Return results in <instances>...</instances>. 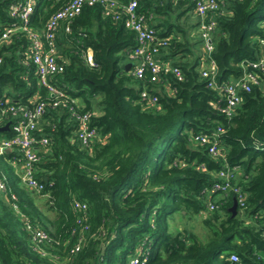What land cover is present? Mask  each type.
Listing matches in <instances>:
<instances>
[{"label": "trees", "instance_id": "trees-1", "mask_svg": "<svg viewBox=\"0 0 264 264\" xmlns=\"http://www.w3.org/2000/svg\"><path fill=\"white\" fill-rule=\"evenodd\" d=\"M18 1L0 0V34L15 22L8 10ZM71 1L36 0L29 26L41 34ZM223 3L214 15L211 54L218 85L239 79L242 64L250 71L247 64L259 58L258 39L264 37V0ZM105 11L101 4H85L70 31L60 24L56 46L65 65L51 80L63 95L57 106L38 85L25 34L0 45V97L31 107L37 96L45 104L34 136L49 144L38 147L34 176L54 215H45L36 193L21 183L22 155L0 151V182L7 186L5 194L0 191V264H128L141 245L145 264H232L231 255L243 264H264V72L227 118L222 93L200 75L202 53L193 48L201 42L183 28L186 12L194 13L191 1H139L150 28L168 39L160 60L183 75L178 80L169 73L158 83L150 81L149 71L138 80L125 70L136 36L126 28L124 13L118 10L114 18ZM144 88L157 97L155 106L140 100ZM85 113L97 133L88 146L76 136L75 117ZM218 129L221 157H212L207 144L193 139ZM10 136V128L0 131V140ZM225 167L238 169L232 184L246 196L234 215L232 191L210 193L215 173ZM74 202L86 203L85 220L72 209ZM174 215L186 223L199 218L204 239L186 224L172 232ZM81 230L84 241L72 252ZM36 231L48 238L33 240Z\"/></svg>", "mask_w": 264, "mask_h": 264}, {"label": "built area", "instance_id": "built-area-1", "mask_svg": "<svg viewBox=\"0 0 264 264\" xmlns=\"http://www.w3.org/2000/svg\"><path fill=\"white\" fill-rule=\"evenodd\" d=\"M140 0H128V3L121 5L118 0H72L63 9L56 12L46 23L41 34L31 29L29 26L30 19L34 11L36 0H19L11 3L8 14L14 20L10 26L6 27L0 34V45L7 42L17 33H24L28 42L27 55L30 63L34 67L35 74L38 77V85L47 90L50 97L54 100L53 106H57L62 98V92L51 84V80L57 74L64 70L65 62H62V57L59 55L58 47L56 46V36L61 23H66L65 31H70L69 24L81 12L85 4H101L105 7V14H114L117 17V11L126 15L125 26L132 31L136 36L135 48L128 52L126 57L128 64H131L130 72L132 77L138 80L144 79L145 71H149L152 83L163 81V76L171 74L178 80H181L183 75L174 67L171 62H162L160 55L167 47V38H158L155 30L150 28L147 19L138 12ZM194 5V16L197 18L198 36L201 42L202 57L199 66L200 75L207 82V87L214 88L222 93L225 102L222 113L231 118L236 108L242 101L241 94L249 92L252 85L260 83L259 72H264V37L258 39L260 50L259 58L248 65L242 64L243 73L241 77L235 81L218 85L216 82L217 66L211 58L214 50L213 34L216 26L214 15L224 8L223 0H188ZM60 60V61H59ZM86 61L93 65L90 54L86 55ZM140 100L145 106L152 107L156 105L157 97L151 95L146 88L139 93ZM37 96H34L31 101L34 105H11L8 104V99L0 97V128L5 124H9L11 136L0 140V151L7 152L11 150L18 151L23 158L21 166V183L29 190L37 195L47 198V194H42L44 185L36 180L35 165L39 161L38 147H47L49 140L46 137L36 138L35 131L37 124L44 112V103H37ZM74 113V112H73ZM74 116V114H73ZM78 121V130L76 132L77 140L82 146H88L94 139L97 138V133L94 129L89 128L88 120L89 113H85L75 117ZM221 129L213 133L211 136L194 137V142L197 144H207L208 153L212 157H221L219 134ZM261 151L264 148H260ZM238 176V169L225 167L215 173L216 182L212 186L210 193L229 192L232 191L235 195L236 203L239 207L245 206V194L239 187H236L232 182ZM0 191L5 194L7 186L0 182ZM15 208V206H13ZM72 209L83 215L81 220H85V211L87 205L85 202H74ZM207 209L212 211L214 205L207 204ZM81 230L78 240L72 252L79 251L86 231ZM47 235L42 231L33 233V240L39 242L45 241ZM137 254H134L128 264H145L146 256L143 251V245L137 247ZM229 261L232 264H243L236 255H231Z\"/></svg>", "mask_w": 264, "mask_h": 264}, {"label": "crops", "instance_id": "crops-1", "mask_svg": "<svg viewBox=\"0 0 264 264\" xmlns=\"http://www.w3.org/2000/svg\"><path fill=\"white\" fill-rule=\"evenodd\" d=\"M185 17H186V22L183 25L185 33H187V34H189L191 36L192 41H199L200 42V38L198 36V30H197V18L194 16V13L191 12V11L190 12H186ZM183 19L184 18H182L181 21ZM201 48L202 47H201V45L199 43L198 45L194 46L193 50L197 51V52L201 51V53H202V49ZM36 197H37V205H38V207L44 212L45 215L49 216L50 218H53L54 217L53 213L51 211L47 210V208L45 206L46 198H44L42 196H38L37 194H36Z\"/></svg>", "mask_w": 264, "mask_h": 264}, {"label": "rangeland", "instance_id": "rangeland-1", "mask_svg": "<svg viewBox=\"0 0 264 264\" xmlns=\"http://www.w3.org/2000/svg\"><path fill=\"white\" fill-rule=\"evenodd\" d=\"M200 219H193L190 222H185V220H181V218L178 217V215H174L172 219H169V229L172 232H176L178 230H181L184 225H188V229L194 232L199 238L204 239L205 236V230L202 228L200 224Z\"/></svg>", "mask_w": 264, "mask_h": 264}, {"label": "water", "instance_id": "water-1", "mask_svg": "<svg viewBox=\"0 0 264 264\" xmlns=\"http://www.w3.org/2000/svg\"><path fill=\"white\" fill-rule=\"evenodd\" d=\"M131 67V64H127L125 67V70L128 71ZM9 129V124H5L3 127L0 128V131H7ZM237 203L234 200L233 206L230 208V211L233 213V215L236 213Z\"/></svg>", "mask_w": 264, "mask_h": 264}, {"label": "bare ground", "instance_id": "bare-ground-1", "mask_svg": "<svg viewBox=\"0 0 264 264\" xmlns=\"http://www.w3.org/2000/svg\"><path fill=\"white\" fill-rule=\"evenodd\" d=\"M6 23V22H5ZM188 41H190V40H188Z\"/></svg>", "mask_w": 264, "mask_h": 264}]
</instances>
